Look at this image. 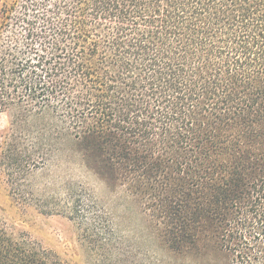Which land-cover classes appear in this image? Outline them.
Instances as JSON below:
<instances>
[{
  "label": "trees",
  "instance_id": "1",
  "mask_svg": "<svg viewBox=\"0 0 264 264\" xmlns=\"http://www.w3.org/2000/svg\"><path fill=\"white\" fill-rule=\"evenodd\" d=\"M0 15L16 202L72 220L92 264H264V0H0ZM64 152L124 189L157 249L80 185L34 188ZM0 264L63 262L0 225Z\"/></svg>",
  "mask_w": 264,
  "mask_h": 264
},
{
  "label": "rangeland",
  "instance_id": "2",
  "mask_svg": "<svg viewBox=\"0 0 264 264\" xmlns=\"http://www.w3.org/2000/svg\"><path fill=\"white\" fill-rule=\"evenodd\" d=\"M8 122L9 114L0 112V131L7 128ZM31 179L37 191L42 193L47 187L49 194L61 190L66 182L80 185L92 195L96 206L113 220L120 234L135 243L136 250L157 249L156 243L146 236L144 218L137 203L123 188L108 187L87 170L76 155L60 153L47 168L36 171ZM14 198L0 170V225L27 235L35 245L56 255L63 264H92L72 220L62 214L42 213L35 205L20 204ZM133 236L137 238L132 239Z\"/></svg>",
  "mask_w": 264,
  "mask_h": 264
}]
</instances>
